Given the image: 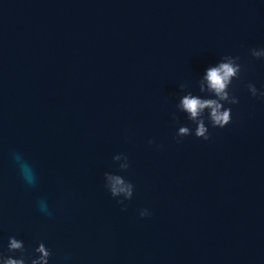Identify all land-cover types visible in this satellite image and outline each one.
Masks as SVG:
<instances>
[{
  "label": "water",
  "instance_id": "water-1",
  "mask_svg": "<svg viewBox=\"0 0 264 264\" xmlns=\"http://www.w3.org/2000/svg\"><path fill=\"white\" fill-rule=\"evenodd\" d=\"M261 47L264 0H0V251L15 236L49 264H264V98L247 87L264 91ZM225 55L242 65L232 122L206 112L210 140L177 137L195 128L179 97H206Z\"/></svg>",
  "mask_w": 264,
  "mask_h": 264
},
{
  "label": "clouds",
  "instance_id": "clouds-1",
  "mask_svg": "<svg viewBox=\"0 0 264 264\" xmlns=\"http://www.w3.org/2000/svg\"><path fill=\"white\" fill-rule=\"evenodd\" d=\"M250 55L256 59H264V47L252 48ZM239 56L225 55L214 66H209L203 76L198 81L199 92L207 94L206 97L194 95L191 91H187L179 97L176 108L179 112L186 114L188 121L195 125L194 130L188 126H181L178 129L177 137L182 138L194 133L195 137L208 141L211 139L209 127L205 124V113L207 112L208 124L212 128H224L232 122V109L225 105H236L239 98L233 94L231 86L234 80H239L242 73V65L239 63ZM188 86L180 85V91ZM249 92L253 97L259 96L264 98V91H258L254 84L247 85ZM173 119H178L173 113ZM177 142H180L178 140ZM149 144L153 141L149 140ZM17 166L21 171V175L29 186L35 187L37 177L34 169L28 165L17 154L15 156ZM113 160L119 163L120 171H127L130 167L128 157L118 154ZM104 187L108 190L113 198H117L118 204H124L130 201L134 195V185L130 180L125 179L122 175L112 172L104 173ZM122 199H119L121 198ZM39 209L46 215H51V211L45 201L39 202ZM141 218L150 215L148 209H141L139 212ZM11 253V255L7 254ZM7 253L0 251V264H49L52 252L46 247L44 242H39L31 252L25 247L22 240L15 236L8 239ZM19 253L18 256L16 254Z\"/></svg>",
  "mask_w": 264,
  "mask_h": 264
}]
</instances>
